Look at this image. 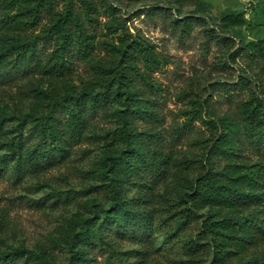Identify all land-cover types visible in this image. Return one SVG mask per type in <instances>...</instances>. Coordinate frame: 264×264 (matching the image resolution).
Instances as JSON below:
<instances>
[{"label":"trees","instance_id":"1","mask_svg":"<svg viewBox=\"0 0 264 264\" xmlns=\"http://www.w3.org/2000/svg\"><path fill=\"white\" fill-rule=\"evenodd\" d=\"M162 1L167 5L162 12L183 34L198 18L183 9L207 7L204 0ZM102 14L110 18L106 29L117 41L98 39L94 26ZM218 21L235 37L248 25L245 15L234 11L223 12ZM123 24L120 9L109 0H0V81L38 76L26 86V105L13 110L0 105V173L18 177L27 168L58 162L88 138L102 143L85 174L91 188L108 195L109 205L59 229L72 253L66 264L90 262L92 246L119 264H168L130 262L135 250L118 248L111 233L133 229L160 238L176 264H264V97L251 91L235 114L209 119L194 101L183 125L190 129L201 121L209 134L198 140L196 157L175 156L160 132L140 128L144 120L160 119L138 82L154 87L149 72L164 58L146 37L120 31ZM239 40L242 53L264 69V37ZM44 44L51 45L45 54ZM74 56L91 72L78 83L71 77ZM99 111L115 127L89 129ZM0 264L59 263L47 250L10 245L0 219Z\"/></svg>","mask_w":264,"mask_h":264},{"label":"rangeland","instance_id":"2","mask_svg":"<svg viewBox=\"0 0 264 264\" xmlns=\"http://www.w3.org/2000/svg\"><path fill=\"white\" fill-rule=\"evenodd\" d=\"M109 1L120 9L124 22L120 31L146 37L164 58V64L149 72L154 87L138 82L145 97L153 101L160 119L144 120L140 128L160 132L166 149L175 156L196 157L201 152L198 140L209 134L201 121H195L190 129L183 125L187 119L185 113L192 109L194 101L203 105V117L209 119L235 114L239 103L251 91L264 97V69L242 53L239 40L248 42L264 37V0H204L205 12L185 7L184 15L192 13L198 17L187 34L162 12V7L167 6L162 0ZM225 11L245 15L248 25L240 36L235 37L234 32L220 27L218 18ZM98 19L94 26L98 39L117 41L106 29L110 18L102 14ZM46 21L44 16L43 23ZM50 49V44L41 45L44 54ZM97 51L100 55L105 53L102 48ZM90 75L86 63L74 56L73 80L78 83ZM37 77L14 75L0 81V105L11 110L26 105L24 91L28 82ZM112 127L115 122L99 111L91 118L89 129L103 132ZM101 145L88 138L75 145L68 156L46 168H27L18 177L0 173V219L5 222L10 245L25 246L34 252L47 250L57 263L68 262L72 253L61 242L59 229L68 221L92 215L101 205H109L108 195L101 187L91 188L93 181L85 174L101 155ZM246 154L254 157L255 152L247 150ZM158 190L156 186L155 191ZM111 235L118 248L135 250L129 255L130 262L151 260L176 264L161 246L160 238H148L138 229ZM89 258L90 262L82 264H106L107 259L119 264L113 255L98 247H89Z\"/></svg>","mask_w":264,"mask_h":264}]
</instances>
